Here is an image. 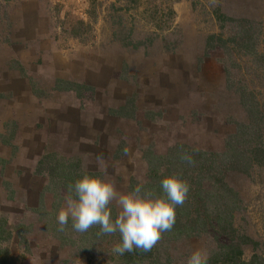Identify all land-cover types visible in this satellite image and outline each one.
Returning <instances> with one entry per match:
<instances>
[{
  "label": "rangeland",
  "instance_id": "1",
  "mask_svg": "<svg viewBox=\"0 0 264 264\" xmlns=\"http://www.w3.org/2000/svg\"><path fill=\"white\" fill-rule=\"evenodd\" d=\"M0 252L264 264V0H0Z\"/></svg>",
  "mask_w": 264,
  "mask_h": 264
},
{
  "label": "trees",
  "instance_id": "2",
  "mask_svg": "<svg viewBox=\"0 0 264 264\" xmlns=\"http://www.w3.org/2000/svg\"><path fill=\"white\" fill-rule=\"evenodd\" d=\"M237 253H239V252H237ZM241 253H239L238 255H240ZM229 255H230V257L232 256V254H230L229 253ZM0 256H1V259H0V261L3 263H5L6 262V260H5V257L4 256H6L7 257V255L6 254H4V252H0ZM9 258V257H8ZM7 258V259H8Z\"/></svg>",
  "mask_w": 264,
  "mask_h": 264
},
{
  "label": "crops",
  "instance_id": "3",
  "mask_svg": "<svg viewBox=\"0 0 264 264\" xmlns=\"http://www.w3.org/2000/svg\"><path fill=\"white\" fill-rule=\"evenodd\" d=\"M61 213H59V215H60ZM61 217V216H60Z\"/></svg>",
  "mask_w": 264,
  "mask_h": 264
}]
</instances>
